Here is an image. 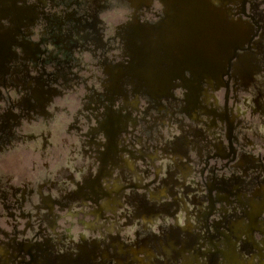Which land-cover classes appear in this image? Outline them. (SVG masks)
Wrapping results in <instances>:
<instances>
[{"label":"rangeland","instance_id":"rangeland-1","mask_svg":"<svg viewBox=\"0 0 264 264\" xmlns=\"http://www.w3.org/2000/svg\"><path fill=\"white\" fill-rule=\"evenodd\" d=\"M143 2L0 0V264H264V0Z\"/></svg>","mask_w":264,"mask_h":264},{"label":"clouds","instance_id":"clouds-1","mask_svg":"<svg viewBox=\"0 0 264 264\" xmlns=\"http://www.w3.org/2000/svg\"><path fill=\"white\" fill-rule=\"evenodd\" d=\"M213 3H214V0H213ZM143 4H144L143 0H135V5H134V6H135V8H140V7L143 6ZM217 7H218V5H217ZM262 7H264V5H262ZM132 14H133V13H132L131 10H127V11H126V17H131ZM101 19H102V20H106V17H105V15H104L103 13H101ZM123 22H124V23H127V19H125ZM114 34H115L114 32H107V31H106V32H105V37H104L105 40H108L109 35H114ZM32 39L36 40V39H38V36H34ZM48 48H49V50L51 51L52 48H53V46H52L51 44H49V45H48ZM111 55H113V53H109V56H111ZM50 70H51V69H50ZM34 74H35V73H34ZM89 84H90V85H94V87H95V89H96L97 91H99V92H101V93L103 92V88H102V86H101V84H100L99 82H96V81H89ZM81 94H83V93H81ZM176 94H177V96H182V91L178 89V90L176 91ZM13 96H14V98H18V97L15 96V94H13ZM116 108H119V104L116 105ZM91 126H96V121H95V120L92 121V125H91ZM88 130H89L88 127H85L83 131H84V133H87ZM261 131H264V128H262ZM176 134L179 135V132L177 131ZM97 139L103 141V140L105 139L104 134L101 133V134L99 135V137H97ZM73 171H75V169H73ZM93 171H95V169H93ZM85 173H86V169H85ZM85 173H77V174H76V179L82 183V182H83V175H84ZM73 187H74V186H73ZM181 224H183V221H181ZM9 231H11V229H9ZM153 231H157V232H158V227H154V228H153ZM85 235H88V233L85 232ZM28 236H29V238H30V237L32 236V233L30 232V233L28 234ZM75 238L77 239V241L79 240V232H77V233L75 234ZM21 239H24V237H21Z\"/></svg>","mask_w":264,"mask_h":264},{"label":"flooded vegetation","instance_id":"flooded-vegetation-1","mask_svg":"<svg viewBox=\"0 0 264 264\" xmlns=\"http://www.w3.org/2000/svg\"><path fill=\"white\" fill-rule=\"evenodd\" d=\"M222 10V9H221ZM224 11L222 10V12L221 13H223Z\"/></svg>","mask_w":264,"mask_h":264}]
</instances>
